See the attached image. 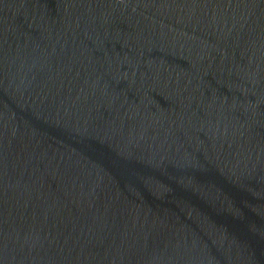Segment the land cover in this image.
<instances>
[{"label": "water", "instance_id": "95a60500", "mask_svg": "<svg viewBox=\"0 0 264 264\" xmlns=\"http://www.w3.org/2000/svg\"><path fill=\"white\" fill-rule=\"evenodd\" d=\"M0 264H264V0H0Z\"/></svg>", "mask_w": 264, "mask_h": 264}]
</instances>
